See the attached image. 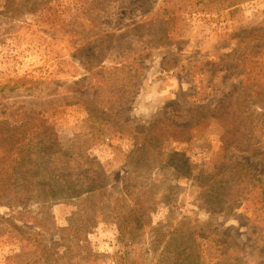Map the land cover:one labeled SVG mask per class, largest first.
<instances>
[{
  "label": "rangeland",
  "instance_id": "obj_1",
  "mask_svg": "<svg viewBox=\"0 0 264 264\" xmlns=\"http://www.w3.org/2000/svg\"><path fill=\"white\" fill-rule=\"evenodd\" d=\"M207 3L0 0V264H86L87 251L96 264H167L178 228L195 233L201 264L219 262L224 246H236L234 264H264V225L249 204L206 196L229 158L264 182V160L226 150L229 124L212 112L219 102L222 114L243 111L264 136V0ZM67 150L66 170L48 158ZM77 161L92 197L34 198L57 188L49 178L81 174ZM31 192L17 207L1 197ZM138 203L146 228L127 242L116 221ZM71 225L87 243L63 231ZM28 232L44 252L22 253Z\"/></svg>",
  "mask_w": 264,
  "mask_h": 264
},
{
  "label": "trees",
  "instance_id": "obj_2",
  "mask_svg": "<svg viewBox=\"0 0 264 264\" xmlns=\"http://www.w3.org/2000/svg\"><path fill=\"white\" fill-rule=\"evenodd\" d=\"M241 0H208L207 5L209 6L210 10L216 11H223L225 9H233L237 6V4ZM233 12V11H232ZM212 88V93L209 95L204 96L201 101H208L213 94L214 86L210 84ZM215 94V93H214ZM232 100L226 102L229 110H232L234 106H231ZM223 105V104H222ZM237 109H239L240 104H236ZM221 106V102L217 104L213 112L214 119H220V122L227 125L226 128V135H225V142H227V149H232V151L238 153H247L250 154L258 159L264 160V136H260V132L256 128H252L256 122H248L249 119L243 111H235L234 114H228L224 112L223 114L221 111H216L218 107ZM241 108V107H240ZM205 112L200 113L199 116H205ZM258 133V135H257ZM227 140V141H226ZM68 151L61 153L57 152L53 156H49V159H52L54 156H58L57 159L60 161V166H63V170L70 168L71 165L70 161H67ZM45 153H49L47 150L44 151ZM81 159V158H80ZM75 171L76 169L81 173L75 176H70L66 172L62 174L60 177H56L54 180L48 179V183L56 185V189H49L44 192H40L37 197L38 199H57L61 200V195H58L59 192H65L70 190V194L76 195L75 197L83 196L92 197V189L94 182L89 176L88 172L89 169H84V166L79 161L75 162ZM51 163H48L47 169L51 170L50 168ZM222 170H221V178L219 180V186L217 188H209L208 192L206 193L207 199L209 204L219 207L223 204L221 202V198L223 195L221 192H227V196H232L233 198L241 197L246 204H249V208L253 210V216L255 222L264 225V182L261 180L260 175L253 172L250 168H248L243 162L235 159L229 158L225 162L222 163ZM87 177V179H84ZM56 180V181H55ZM224 181L227 183L224 185ZM47 182L44 179V183ZM91 182V183H90ZM12 182H6V185H11ZM26 184V183H25ZM85 184V186H84ZM87 188L85 192H83V188ZM213 187V186H212ZM77 193L79 195H77ZM33 192L31 193H20L19 195L13 194H3L1 195L10 205V207H17L20 205H25L30 200L31 196H33ZM132 206V205H131ZM148 213L141 207V204L135 205L133 208H127L123 212L118 214L117 218V227L120 236L125 241H130L134 238L138 233H140L144 228L145 219L147 218ZM85 220L89 223L88 216ZM88 223H86L85 228L88 227ZM46 226L50 225V221H45ZM64 232L73 231L75 232L76 236H78V241L82 242L87 241L86 231L85 229H77L73 225L69 228L64 229ZM194 234L191 229H184L178 228L176 231V235L171 239L173 241V245L170 248L173 250L174 255L173 257L167 258V264H201L202 256L200 252L197 250L196 244L194 241ZM41 237V234H35L32 232L26 233V236L19 237L21 250L23 254H28L32 246H37V248L41 249L42 252L45 251L43 249V245L38 242V238ZM126 242V243H127ZM37 244V245H35ZM80 247V246H79ZM236 249V246H229L225 247L218 259L219 262L216 264H234L238 262L237 257H235V253L233 250ZM192 250H195V253H191ZM87 255L83 261H86V264H96L94 262V256L92 255L91 251H87ZM52 253V252H51ZM56 257H48L46 256L45 259L38 260V263L41 261L42 264H56L57 260ZM119 264V263H118Z\"/></svg>",
  "mask_w": 264,
  "mask_h": 264
}]
</instances>
